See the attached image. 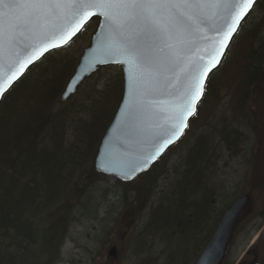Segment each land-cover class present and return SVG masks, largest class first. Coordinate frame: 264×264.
<instances>
[{
    "label": "trees",
    "instance_id": "trees-1",
    "mask_svg": "<svg viewBox=\"0 0 264 264\" xmlns=\"http://www.w3.org/2000/svg\"><path fill=\"white\" fill-rule=\"evenodd\" d=\"M258 4L260 0L251 12ZM249 15L206 80L205 93L183 137L191 122L208 112L212 100L215 107L221 88L231 91L230 122L212 120L211 110L202 114L203 123L176 154L174 165L165 156L169 148L135 180L117 181L120 197L128 208L136 209L137 204L140 207L153 199L161 180H168L145 209V229L167 228L173 238L178 234L183 239L177 264H188L197 256L237 196L225 199L221 186L209 180L218 163H225L227 155L229 159L236 156L245 169L253 167L252 180L260 187L264 184V170L255 178L258 166L252 156L253 141L261 142L260 137L264 141V126L260 127L264 124L260 118L264 117V8L250 27ZM94 23L97 19L84 29ZM72 42L29 67L0 102V264H56L71 222L86 213L98 221L92 199L102 175L95 172L94 159L121 99L122 73L116 66L118 73L102 77L101 70L114 67L103 66L71 98L60 102L59 95L79 59L70 52ZM149 235L155 240L154 233ZM138 242L139 237L135 245ZM162 249L167 256L166 248Z\"/></svg>",
    "mask_w": 264,
    "mask_h": 264
},
{
    "label": "snow or ice",
    "instance_id": "snow-or-ice-1",
    "mask_svg": "<svg viewBox=\"0 0 264 264\" xmlns=\"http://www.w3.org/2000/svg\"><path fill=\"white\" fill-rule=\"evenodd\" d=\"M253 5L254 0H0V99L30 65L67 46L97 18L94 46L82 68L123 65L126 98L105 155L121 168L117 175L130 180L188 127L209 73ZM118 142L138 150L120 151Z\"/></svg>",
    "mask_w": 264,
    "mask_h": 264
},
{
    "label": "rangeland",
    "instance_id": "rangeland-1",
    "mask_svg": "<svg viewBox=\"0 0 264 264\" xmlns=\"http://www.w3.org/2000/svg\"><path fill=\"white\" fill-rule=\"evenodd\" d=\"M263 8L264 0H260V4L254 8L248 17L247 26L250 23L258 22ZM94 27L95 23L85 28L83 34L72 42L71 53H76L78 56L81 55L84 48L89 44ZM262 36H264V33ZM119 68L114 66L111 69L99 70L100 75L109 78L111 75L118 73ZM226 69L228 72L230 66ZM230 102L231 91L224 88L219 89L215 107V100H212L208 106V112H201L191 122L190 129L187 131L186 136L183 137V142L180 145L172 146L165 154L169 164L174 165V161L177 159L176 154L181 152L187 140L191 138L192 132H196L203 123L202 114L205 113L206 115L211 110L212 120H220L227 124L230 122L232 115ZM258 113L259 110L255 108V114L260 115ZM260 118L264 120L263 116ZM214 121L212 125H216ZM263 126L264 124L262 123L260 127ZM262 134L264 135V131ZM260 140L262 143L260 141L257 143V140L253 141V163H257L256 165L258 166L255 172L256 180L264 170L263 137L262 139L260 137ZM250 142H252V139ZM260 143L261 148L259 150ZM228 157L229 155H227L226 160L229 161L225 160V163H218L216 168L211 170L212 173L215 170L213 179L209 177L210 173H208L209 180L221 186V189H223L222 197L225 199H228V197L232 198L234 193L237 196L249 193L251 201L248 208L238 219L228 254L222 264H253L251 263L252 257H243V254L251 246L252 242L254 244L258 241L259 237H262V243H264V220L263 213H261L264 204V184L260 187L258 182L252 180L253 172L250 173V171L253 167L249 166L245 169L243 162H236L238 160L236 156L230 159ZM101 175L102 177L99 178L94 186L96 193L92 199L93 205H95L93 210L97 209L95 212H97L98 221L91 220L92 214L86 213L83 216L76 217V220L71 222L67 234L63 238L59 259L56 264H165L164 260L168 264H177L178 260H180L178 258L180 250H184V245H179L183 239L180 236L178 237V234H175L173 238L171 236L172 232L167 228H153L151 231L145 229V209L151 203L149 201L154 200V197L164 189L168 180H161L158 183L153 199L149 198L147 204L144 201L140 207L137 204L136 209H134L128 208L126 202L120 197L121 188L117 187L119 185L117 181L119 182V180ZM244 178L246 180L242 181ZM123 183L128 184V182ZM236 197L233 198L236 199ZM221 200L224 202L223 199ZM150 232L155 234V240L149 235ZM137 237H139V242L135 245ZM112 246L116 247V255L113 260H110L107 252ZM164 247L167 250L165 252L167 256L162 252ZM191 262L188 264H191Z\"/></svg>",
    "mask_w": 264,
    "mask_h": 264
},
{
    "label": "water",
    "instance_id": "water-1",
    "mask_svg": "<svg viewBox=\"0 0 264 264\" xmlns=\"http://www.w3.org/2000/svg\"><path fill=\"white\" fill-rule=\"evenodd\" d=\"M256 1L257 0H254V4L256 3ZM250 11H249V13H250ZM249 13L246 15V17L249 15ZM245 18L241 21V23L245 20ZM92 19H94V18H92ZM97 27H98V19H97L96 28L90 37L89 44L82 51V53L78 59V62L76 64V66L74 67V70H73L71 76L69 77V79L66 82L62 92L59 95V100H60V102H65L69 98H71L77 92L78 88L81 86V84L84 82V80L87 79L93 73H95L100 67L108 66V65H119L121 67L122 83H123L121 99H120L119 104L115 110V113H114L109 125L107 126V128H106V130H105V132H104V134L100 140V143L98 145L96 156L94 159V170H95V172H97L99 174L110 176V177L115 178L119 181L129 182V181H132L133 179H135L136 177H138L139 175L148 171V169L156 161H158L172 145H174L176 142H178L181 139L186 128L184 129V132L179 137V139H177L174 143L168 145L164 149V151L159 155V157L155 161L151 162L150 166L147 169L137 173L130 180L125 179L122 176L117 175V173L123 174L121 172V168L119 167L118 164L110 162L108 160V158H106L105 153L109 150V145H108L109 138L114 137L116 135L115 129L118 127V122L120 120V109L123 105L124 99L126 98V92H127L126 74L124 72L123 65H121L120 63H114V62L98 63V64L92 65L90 68L87 66L82 68V65L84 64L83 57L87 54L88 50L94 46V38H95V32H96ZM80 32H78L75 36H73L72 40L75 37H77ZM60 48H62V47H60ZM56 49H59V48H56ZM53 50H55V49H52L51 51H53ZM226 51H225V53H226ZM224 55H223V57H224ZM12 56H13L12 53L8 54L9 62L11 61ZM223 57H222V59H223ZM36 62H38V61H36ZM36 62H34L33 64H35ZM32 65H30L29 67H31ZM215 69H213L209 73V75ZM0 76H2V72H0ZM202 97H201V99H202ZM1 100L2 99H0V102H1ZM200 101H199V103H200ZM199 103H198V105H199ZM198 105H197V107H198ZM197 107H196V110H197ZM196 110H195V113H196ZM193 116L188 118L187 124ZM116 147L120 151H125V152H129V153H135L138 150L134 145L126 144V143H119V142L117 143ZM132 163H135V161H133ZM104 168H111L112 171H104ZM250 201H251V199H250L249 194L240 195L233 201L231 206L228 209H226L225 212L222 214L219 222L217 223V225L214 229L213 234L211 235L210 239L206 243L205 247L203 248V250L201 251V253L197 257V259L195 260L194 264H220L221 263V261L224 257V253H225V250L227 248V245L231 239V236H232L236 221L238 219V216L248 208V206L250 205ZM115 255H116V247L113 246L107 252V256L110 260H113L115 258Z\"/></svg>",
    "mask_w": 264,
    "mask_h": 264
},
{
    "label": "flooded vegetation",
    "instance_id": "flooded-vegetation-1",
    "mask_svg": "<svg viewBox=\"0 0 264 264\" xmlns=\"http://www.w3.org/2000/svg\"><path fill=\"white\" fill-rule=\"evenodd\" d=\"M244 213V212H243ZM242 213V214H243ZM242 214H240V216L242 215ZM239 216V217H240ZM239 217H238V219H239ZM237 222H238V220H237ZM261 235V234H260ZM233 236V235H232ZM210 239V238H209ZM231 239H232V237H231ZM207 243V242H206ZM206 243H205V245H206ZM231 243V240H230V242H229V244H228V246H227V248H226V250H225V253H224V258H223V260L226 258V256H227V254H228V251H229V248H230V244ZM205 245L201 248V250H200V252L197 254V256L192 260V262H191V264H194V262H195V260L197 259V257L199 256V254L201 253V251L203 250V248L205 247ZM244 256L243 257H252V261H251V263H253V264H264V243H262V237H259L258 238V241H256L254 244H253V242H252V244H251V246H249L247 249H246V251L244 252V254H243ZM222 263H223V261H222ZM221 263V264H222Z\"/></svg>",
    "mask_w": 264,
    "mask_h": 264
},
{
    "label": "bare ground",
    "instance_id": "bare-ground-1",
    "mask_svg": "<svg viewBox=\"0 0 264 264\" xmlns=\"http://www.w3.org/2000/svg\"><path fill=\"white\" fill-rule=\"evenodd\" d=\"M248 194H249V193H248ZM249 195H250V194H249ZM227 209H228V208H227ZM213 232H214V231H213ZM213 232H212V234H213ZM212 234H211V235H212ZM210 237H211V236H210ZM210 237H209V238H210ZM208 240H209V239H208ZM207 242H208V241H207Z\"/></svg>",
    "mask_w": 264,
    "mask_h": 264
}]
</instances>
